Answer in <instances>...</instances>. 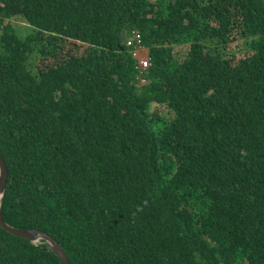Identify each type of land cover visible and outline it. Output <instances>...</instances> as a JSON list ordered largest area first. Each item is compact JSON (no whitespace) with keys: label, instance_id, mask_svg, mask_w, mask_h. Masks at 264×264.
<instances>
[{"label":"trees","instance_id":"1","mask_svg":"<svg viewBox=\"0 0 264 264\" xmlns=\"http://www.w3.org/2000/svg\"><path fill=\"white\" fill-rule=\"evenodd\" d=\"M0 157L70 264H264V0H0ZM0 264L61 262L0 226Z\"/></svg>","mask_w":264,"mask_h":264},{"label":"water","instance_id":"2","mask_svg":"<svg viewBox=\"0 0 264 264\" xmlns=\"http://www.w3.org/2000/svg\"><path fill=\"white\" fill-rule=\"evenodd\" d=\"M6 181L7 169L2 158L0 157V226L2 229L16 237L27 239L33 243L45 241L49 245V248L52 249V251L59 257L61 264H70L63 247L50 235L36 230L14 228L5 222L2 214L1 200L5 191Z\"/></svg>","mask_w":264,"mask_h":264},{"label":"rangeland","instance_id":"3","mask_svg":"<svg viewBox=\"0 0 264 264\" xmlns=\"http://www.w3.org/2000/svg\"><path fill=\"white\" fill-rule=\"evenodd\" d=\"M14 22L19 29L20 35H27L30 32L29 26L26 24V22L23 19H18V20H15ZM187 52H188V48H185V47L179 48V50H177L179 60H183ZM228 55L232 59L233 56L230 53ZM37 60H38L37 58L33 60V63L35 64V61ZM164 116L167 120H170L172 118L171 116H169V113L166 110L164 112ZM37 243H40V242H37Z\"/></svg>","mask_w":264,"mask_h":264},{"label":"bare ground","instance_id":"4","mask_svg":"<svg viewBox=\"0 0 264 264\" xmlns=\"http://www.w3.org/2000/svg\"><path fill=\"white\" fill-rule=\"evenodd\" d=\"M149 54V53H148ZM133 57L134 59L136 58H141V60L138 62L136 61L135 62V65H136V69L139 73L141 72H144V70L146 69H149L151 67V63H147L145 64V55H143L141 52H136V51H133ZM141 79L144 81V82H147L146 78L144 75H141Z\"/></svg>","mask_w":264,"mask_h":264},{"label":"clouds","instance_id":"5","mask_svg":"<svg viewBox=\"0 0 264 264\" xmlns=\"http://www.w3.org/2000/svg\"><path fill=\"white\" fill-rule=\"evenodd\" d=\"M141 39H142V38H141ZM127 45H128V44H127ZM128 47H129V45H128ZM137 47H138V48H137ZM133 51L141 52L143 55H145V59H148L149 61H151L150 56H149V54H148V49H146V48H144V47L142 46V42H141L140 46L136 43L135 46L133 47ZM140 60H141V58H136V61L139 62ZM150 63H151V62H150ZM141 75H145V73H144V72H143L142 74L139 73V79H140L141 82H142ZM142 83H145V82H142Z\"/></svg>","mask_w":264,"mask_h":264},{"label":"built area","instance_id":"6","mask_svg":"<svg viewBox=\"0 0 264 264\" xmlns=\"http://www.w3.org/2000/svg\"><path fill=\"white\" fill-rule=\"evenodd\" d=\"M141 42H142V39H141V35L138 33V32H135V44L137 43L139 46H140V44H141ZM134 43V41H129L128 42V45L130 46V45H132ZM138 48V47H137ZM145 64H147V63H150V61L148 60V59H146L145 60ZM143 72H141V74H142ZM142 82H144L143 80H142Z\"/></svg>","mask_w":264,"mask_h":264}]
</instances>
